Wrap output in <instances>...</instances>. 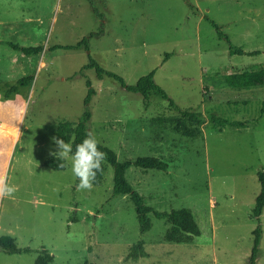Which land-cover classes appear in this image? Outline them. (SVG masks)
<instances>
[{
	"label": "rangeland",
	"instance_id": "rangeland-1",
	"mask_svg": "<svg viewBox=\"0 0 264 264\" xmlns=\"http://www.w3.org/2000/svg\"><path fill=\"white\" fill-rule=\"evenodd\" d=\"M208 20L245 53L231 54ZM92 33L88 50H46ZM8 42L43 51L24 55ZM89 55L128 85L154 71V82L182 109L257 121L221 131L205 122L198 137L183 136L154 122L178 116L167 101L151 95L146 104L116 79L99 77L84 68ZM259 66L264 0H0V88L33 76L20 87V134L0 125L6 137L0 141L17 139L5 174L16 191L0 196V236L31 251L0 249V264H36L39 257L46 264H246L258 225L256 264H264V208L259 220L251 217L264 172V88L237 90L216 81ZM87 81L94 90L89 133L118 161L154 156L167 164L165 171L130 166L126 178L158 211L189 208L200 229L191 243L166 241L168 222L151 213L150 230L140 234L130 199L112 195L110 165L88 189L77 187L70 158L61 159L64 169L44 166L48 158L57 164L56 140L72 141ZM138 240L148 256L126 259Z\"/></svg>",
	"mask_w": 264,
	"mask_h": 264
},
{
	"label": "trees",
	"instance_id": "trees-1",
	"mask_svg": "<svg viewBox=\"0 0 264 264\" xmlns=\"http://www.w3.org/2000/svg\"><path fill=\"white\" fill-rule=\"evenodd\" d=\"M210 25L215 29L217 37L223 39L228 44V49L231 54H243L245 51L243 49L234 46L227 34H225L221 27L212 20H208ZM96 34H100L97 32ZM93 36V33L87 37H83L81 40L77 41L75 44H57L51 47H47L46 50H74L84 48L89 49V38ZM12 49L21 52L24 55H39L43 51L42 46H21L12 42L7 43ZM248 54H254L255 52H247ZM89 62L84 66V68H93L99 77L104 75L119 81L120 85L127 91L131 93H139L144 103L147 104L151 95H156L159 98L167 101L168 109L174 111L178 116L175 118H163L157 117L154 119L158 125L168 124L173 127V129L181 133L183 136L196 138L201 134L200 127L205 122H210L213 124L217 130L221 131L226 126H234L237 128L245 127L250 123L256 122V119L239 121V120H228L223 117L210 114L208 116H203L200 112L191 111L188 109H182L178 106L169 95L154 82L153 75L154 71L141 76L135 84L128 85L124 80L117 74L107 71L101 67L97 61H95L90 55ZM33 80L32 75H27L19 78L15 84L6 85L0 88V99L6 101L13 98L15 94L20 93V87H26L31 84ZM216 81L226 87L237 89V90H247L252 88H264V66H259L253 68L249 71L235 72L218 77ZM87 84V95L84 99L85 110L81 117L74 126L73 139L70 142L72 145L73 152L76 146L80 144L88 136H92L88 131L87 123L91 118L89 100L91 95L94 94V90L91 87L89 81ZM98 150L105 154V158L101 164V169L96 173L95 179L92 181L93 184L98 185L101 182L103 171L105 165L108 164L113 170V186L112 195L113 196H127L134 208L136 213V219L138 222V228L140 234L146 233L151 228V222L148 215L151 213L156 218L164 219L168 222L169 228L166 230L164 237L168 242L174 243H191L194 237L200 235V229L197 225L195 217L189 208H178L172 209L169 212L158 211L153 207L145 204L144 198L136 190L133 189L131 184L126 178V171L130 166L139 167L141 169H156L165 171L167 164L160 158L154 156H142L137 157L134 160L118 161L113 150L110 148L97 143ZM56 163L50 158L44 161V166L53 170L64 169V163L60 158L56 159ZM258 181L260 185V190L255 198V203L252 208L251 217L259 220V217L264 208V172H258ZM261 237V229L259 225L253 231V243L249 255L248 262L246 264H256L258 246ZM143 240H138L134 243L126 256V259L136 261L139 258H145L148 253L145 250ZM0 249L5 253L12 254H22L31 251L30 248H19L16 246L15 238L12 236L4 235L0 236ZM45 252V251H44ZM47 254V253H46ZM48 256V255H47ZM36 264H46L44 260L39 257Z\"/></svg>",
	"mask_w": 264,
	"mask_h": 264
},
{
	"label": "clouds",
	"instance_id": "clouds-1",
	"mask_svg": "<svg viewBox=\"0 0 264 264\" xmlns=\"http://www.w3.org/2000/svg\"><path fill=\"white\" fill-rule=\"evenodd\" d=\"M55 143L59 148L56 156L60 159L70 158L72 173L79 179L77 187L80 189L90 188L105 158V154L98 150L97 140L88 136L76 146L74 152L72 145L64 140H56ZM15 191V186L7 182L6 176H0V196L12 197Z\"/></svg>",
	"mask_w": 264,
	"mask_h": 264
},
{
	"label": "crops",
	"instance_id": "crops-1",
	"mask_svg": "<svg viewBox=\"0 0 264 264\" xmlns=\"http://www.w3.org/2000/svg\"><path fill=\"white\" fill-rule=\"evenodd\" d=\"M43 63L40 62L38 67H41ZM22 95L20 93L15 94L13 98L0 101V125H6L13 128H18L19 134L22 126V117L24 114V109H22L23 102ZM6 137L0 135V140L5 139ZM8 139V138H7ZM15 141H0V176H5L10 157Z\"/></svg>",
	"mask_w": 264,
	"mask_h": 264
}]
</instances>
